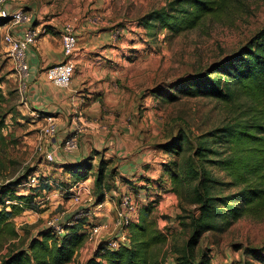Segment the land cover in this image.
Returning <instances> with one entry per match:
<instances>
[{"label":"rangeland","instance_id":"rangeland-1","mask_svg":"<svg viewBox=\"0 0 264 264\" xmlns=\"http://www.w3.org/2000/svg\"><path fill=\"white\" fill-rule=\"evenodd\" d=\"M170 1L56 0V5L65 3L63 6L67 10L63 12L75 17L66 20L73 26L85 23L87 16L98 15L100 22L90 25L91 28L96 34L112 31L113 43L118 44V47L106 45L113 48L112 59L99 55L96 48L87 58V70L80 69L93 79L91 85L82 88V92L90 95L85 97L93 102L94 116H97L92 121L96 127L92 129L103 130V143L113 142L111 152L101 146V150L91 148L90 172L86 178L91 188L86 187L95 201L94 178L102 161L103 182L107 189L105 201L115 203L116 208L120 193L127 191L138 202V216L146 206L150 207L146 219L154 220L165 236V241L157 247L165 264H174L175 257L182 251L192 230L191 214L198 208V204L192 202L197 189V176L191 172L197 169L193 161L195 140L231 115L226 105L213 98L180 95L177 100L169 101L163 96L156 98L152 91L156 86L168 89L172 83L206 70L210 64L236 52L264 25V0H229L223 11L208 14L194 28L174 34L138 25L143 15ZM6 30L0 26V89L5 99L4 107L9 111L4 118V140L0 142V190L26 171H30L39 183L48 180V185L44 184L47 186L33 189L38 195L35 204L12 218L17 237L10 246L17 248L36 236L37 231L47 228L46 223L51 219L64 224L70 218L100 222V214L95 213L104 208H95V203L89 204L91 200L86 204V196L82 193L79 203L71 201L65 187V183L72 184L70 174L58 169L57 164L47 162L37 149L44 122L24 106L16 65L3 41ZM100 39L96 38V47L102 44ZM96 57L106 66L98 64ZM101 80L105 81L104 87L98 85ZM119 127L123 130L112 131ZM76 128L78 143L86 133L92 134L88 132L91 128ZM181 132L189 139L183 141L178 153L161 148ZM206 157L217 158L214 153ZM127 161L134 162L135 170L121 176L119 167ZM204 168L211 179V195L222 197L238 190L237 185L225 184L230 178L216 164L206 160ZM175 169L182 178H172ZM24 180V186L14 188L15 195L28 193L25 189L30 185ZM5 198L8 199L6 203L11 202L8 195ZM108 227L112 236L115 235L112 224ZM100 243L99 239L87 242L84 238L67 264H82ZM201 247L209 249L213 264H262L251 251L264 255V215L260 219L243 215L222 232H205L198 248ZM6 251L5 246H0V258Z\"/></svg>","mask_w":264,"mask_h":264},{"label":"trees","instance_id":"trees-1","mask_svg":"<svg viewBox=\"0 0 264 264\" xmlns=\"http://www.w3.org/2000/svg\"><path fill=\"white\" fill-rule=\"evenodd\" d=\"M228 2L172 0L166 6L143 15L138 25L146 29L157 27L171 34L178 33L194 28L208 14L223 11ZM4 22L5 19H0V26ZM152 94L169 101L177 100L180 95L208 97L230 109L231 116L227 121L202 133L195 140L193 161L197 169L191 172L197 176V189L192 202L198 204V208L191 214V233L174 259V264H212L209 249L198 248L205 232H222L243 215L255 219L264 215V25L236 52L210 64L206 70L192 77L172 83L168 89L156 86ZM4 102L0 89V142L4 140V118L9 113ZM185 139L188 141L189 138L181 132L161 148L178 153ZM208 153H214L217 158L207 159ZM206 160L224 170L230 178L225 184L237 185L238 190L222 197L211 195V179L204 168ZM60 167L73 180L80 181L88 177L90 161L87 157L81 162L66 163ZM173 173V179L182 178L176 169ZM31 176L30 171H26L0 190V246H5L7 250L1 256L0 264H67L84 241L85 218H70L63 225V234L45 228L37 231L36 236L25 245L17 248L10 246L17 237L12 218L22 209L35 204L38 195L33 191L34 188L48 185V180H45L32 187L30 185L25 189L28 193L15 195L14 188L24 186L22 179L27 182ZM103 180L104 165L100 161L94 178L96 203L104 200L107 191ZM70 186L65 183L66 192ZM6 195L11 202L6 203ZM149 208L146 206L143 214L129 225L130 243L127 246L109 250L100 243L93 255L82 264H165L157 252L165 236L157 229L154 220L146 219ZM251 255L264 264V255L254 250Z\"/></svg>","mask_w":264,"mask_h":264},{"label":"crops","instance_id":"crops-1","mask_svg":"<svg viewBox=\"0 0 264 264\" xmlns=\"http://www.w3.org/2000/svg\"><path fill=\"white\" fill-rule=\"evenodd\" d=\"M20 5L26 12L31 13V21L29 24L23 23L13 26L11 32L15 36H21L28 26L38 31L35 44L29 46L25 51L27 73L25 75L26 91L24 92V106L28 107L32 114H36L37 117L40 116L44 124H46L49 117L52 118L53 122L56 124L57 132L50 139L51 148L53 144L55 146L60 143L73 127L91 128L88 132L92 133L91 135L86 133L82 137L78 149L74 153L67 154L60 150L53 151L54 161L51 163L57 164L60 167V165L66 163L73 164L81 162L89 156L92 147L97 150L108 148L107 151L111 152L113 142L106 141L103 143V130L92 129V126L96 127L92 121L97 119V116H94L93 102H91L88 97H85L90 95L84 91L82 92V88L86 86V84L88 86L91 85L93 82L92 77L88 76L86 71H83L87 68V63H89L87 58L91 57V51L98 48L99 51H96L106 59H112L110 56L114 57V55H112L113 48L106 46L112 45L118 47V44L113 43L114 33L112 31L103 30L96 34L86 22H82L80 26H74L78 35L77 50L71 57V61L74 64V74L68 86L57 87L46 80L45 68L65 60L61 46L62 27L66 20L74 19L75 17L73 15H68L67 12H63V10H67V8L63 6L65 3H61L59 6L56 5V0H22ZM9 9L13 10V6H9ZM94 34L101 37L99 42H102V44L98 47H96L97 44H94L97 42L96 38H98ZM96 58L98 64L106 66L100 57ZM78 67L79 70L77 69ZM89 71L90 70H88V72ZM104 84L105 81H98V85L104 87ZM117 112H119V109ZM120 129L123 130V127L113 129L112 131L115 132ZM51 148L48 146V149ZM119 153L120 152H117V154ZM136 158L138 159V156ZM134 168V162L127 161L119 167V172L121 176H126L131 174L133 170H135ZM58 169L62 168L60 167ZM70 178L72 179V184L78 181L73 180L71 175ZM80 181H84L85 185L90 187L89 179ZM100 204L101 206L99 208L103 207L104 209L95 214H100V222L111 225L113 222L115 203L105 201L104 197V200L100 202ZM92 222L93 221L86 220L84 226Z\"/></svg>","mask_w":264,"mask_h":264},{"label":"built area","instance_id":"built-area-1","mask_svg":"<svg viewBox=\"0 0 264 264\" xmlns=\"http://www.w3.org/2000/svg\"><path fill=\"white\" fill-rule=\"evenodd\" d=\"M22 0H0V19H5V22L1 25L7 28L3 41L6 44L7 50L13 59L20 80V93L24 95L26 91L25 75L27 73V64L25 61L26 49L34 45L38 31L28 26L21 36H15L11 32L13 26L19 24H29L31 21V13L26 12L20 2ZM9 6H13V10L9 9ZM85 22L89 25H96L100 22L98 15H91L85 18ZM78 35L75 27L70 22H64L61 32V46L62 53L65 60L57 62L45 68L46 80L57 87H66L69 85L70 80L74 74V64L71 61V57L77 50ZM57 127L52 118H48L46 124L41 129L39 136V145L37 149L43 154V158L47 162H53V154L55 150H60L63 153L71 154L78 149V130L76 127L70 130L63 140L51 148L50 139L56 134ZM43 142V145L41 143ZM48 146L51 149H48ZM27 184L35 186L39 184V181L35 179V176H31ZM71 201L79 203L81 200V193L86 196L85 203H95V208L101 206L100 203H96L89 190L87 189L84 181L74 182L68 189ZM88 206V205H87ZM138 202L136 198L127 191L120 193L117 206L113 216V231L112 236L109 231L107 223L92 222L85 225V239L87 242H95L99 239L104 244L105 249L113 250L121 246H127L130 243L129 225L134 222L138 216ZM82 212V210L80 211ZM63 222L55 219L47 221V228L52 229L57 234H63Z\"/></svg>","mask_w":264,"mask_h":264}]
</instances>
